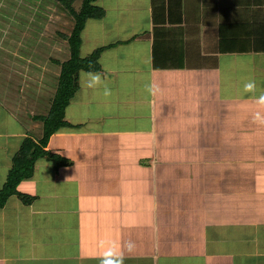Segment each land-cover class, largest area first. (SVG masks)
<instances>
[{
	"label": "crops",
	"instance_id": "obj_1",
	"mask_svg": "<svg viewBox=\"0 0 264 264\" xmlns=\"http://www.w3.org/2000/svg\"><path fill=\"white\" fill-rule=\"evenodd\" d=\"M202 1L95 2L106 15L88 20L102 21L92 49L119 44L92 72L100 85L88 87L81 74L70 124L49 140L71 163H44L51 201L36 204L37 187L26 205L51 204L37 210L50 216L15 237L27 259L0 261L100 264L114 249L123 264H264V124L255 121L264 117V0ZM249 80L254 93L243 91ZM23 110L0 100L4 181L32 133Z\"/></svg>",
	"mask_w": 264,
	"mask_h": 264
},
{
	"label": "rangeland",
	"instance_id": "obj_2",
	"mask_svg": "<svg viewBox=\"0 0 264 264\" xmlns=\"http://www.w3.org/2000/svg\"><path fill=\"white\" fill-rule=\"evenodd\" d=\"M202 2L204 3V0ZM79 5L80 0L77 1L76 6L78 7ZM58 7V3L54 0H0V46L6 51L0 52V100H7L11 103L13 101V104H16V110L20 113L22 109H24L22 112L30 109L36 110V106L47 104L44 103V97L42 101V96L49 95V91L52 90L51 87H53L54 80L52 75L50 74H52L51 72H58V66L48 59V52H51V50L47 49L46 46H43L42 43H39L40 41H42L41 38H39L38 40L33 32L28 31L26 28H22L24 24L22 23L23 21H15V24L10 20L8 21V18H15L14 15L16 13L17 16H28L30 20L31 16H36V22H38L39 26V24L44 23L43 19L48 18L50 15V21H55L56 18H58V15H55V13H58ZM45 8L50 9V12L47 11L45 13ZM196 10H200V8L198 7L196 8ZM66 24L67 22L61 18L60 25L64 26ZM101 26L102 21L100 23L98 21L92 22L91 20L88 22L86 31L84 33L86 40H84V45L82 48L83 55L92 51L93 45L95 46L96 44H98L99 35L100 33H103V29ZM46 33L48 34V32ZM51 33L54 32L52 31L49 34L52 37L53 34ZM46 42L56 49L59 48L57 51L54 50L55 53L54 51H52L50 54H54L62 58L67 57L68 51L65 47H60L62 45L60 42H52L50 40H47ZM44 48L47 51H42ZM48 69L50 70L48 71ZM21 74H23V78L18 77ZM8 80H10L11 86H9L10 82H8ZM32 80L33 83L31 82ZM20 83H23L24 86L28 85V90L25 91V93L19 92ZM27 102L30 105L29 107L27 106ZM37 110L38 113L43 114L41 107H39ZM74 110L75 107L73 108V111ZM26 120V123L31 124L30 119ZM9 126L11 129L16 127L15 124H11ZM5 154L6 153L4 151L1 152V155H3L4 159L6 158V156H4ZM39 160L40 165H38L37 170H35V175L32 177L33 180H30L31 178L23 180L19 186V189L22 192L33 195V193L36 192V188L38 187V193L41 195V201L37 202L36 204H41L44 202L49 203V201H51V197H49L48 195L51 191V181L49 183H45L41 181V178L45 175V173L47 175H50L51 166L48 167L49 169L43 167H45L44 163L49 164L51 162L46 159V162L44 161V159ZM35 177L39 179L38 182L34 180ZM3 181L4 180L0 177V190L2 188ZM260 197L263 198L264 196L261 194ZM15 199H17L15 195L13 197L11 196L10 200H8V202L6 203L5 208L0 209V257L5 258L7 256H10L14 259V257H17V254L19 256H22L24 259H27L25 254L28 248L26 249L25 246L28 247V245L21 243L23 242V239L16 241L15 237L17 235H23L24 232H27L29 230H31V232L33 233L37 232V230H33L32 226L34 225L28 227L29 223L34 217H49V213L44 214L37 210L41 208H48V211H50L51 204L35 206V208L31 212L30 207H28L26 204H20ZM12 201L17 202L14 203ZM39 231L40 230H38V232ZM24 239H28V237L25 236ZM41 247L42 251H49V240H44ZM29 249L30 251L34 250L33 248ZM37 249L41 248L38 246ZM33 261L7 260L0 261V264H29L33 263ZM45 264H49V262Z\"/></svg>",
	"mask_w": 264,
	"mask_h": 264
},
{
	"label": "trees",
	"instance_id": "obj_3",
	"mask_svg": "<svg viewBox=\"0 0 264 264\" xmlns=\"http://www.w3.org/2000/svg\"><path fill=\"white\" fill-rule=\"evenodd\" d=\"M54 1L58 3L59 7L57 9L58 13L54 12L55 15H58V18L53 22L49 19L51 15L43 19L44 23L39 24V26L38 22H36V16H31L30 20L28 16H17L16 13L14 15L15 18H8V21L10 20L15 24L17 21H23L22 23L24 24L22 28H26L28 31L33 32L38 40L41 38L42 41L39 43H42L43 46H46L51 52L54 50L57 51L59 48L56 49L52 45L47 44L46 41L60 42L62 44L60 47H65L68 51V55L62 58L48 52V59L58 66V72H51L52 74L50 75H52L54 80L53 87H51L52 90L49 91V95L42 96V101L44 97V103L47 104L36 106V110L32 109L31 111L30 109L22 112L23 119H30L31 121L29 127L32 133L24 138L19 149L12 157V166L0 190V209L5 207L6 203L13 195H16L22 203L27 205L32 204L37 199L36 195L20 191L19 185L23 180L30 179L34 176L35 166L39 159L49 160L55 168H60L71 163L69 157L48 148L49 140L54 133L70 124L66 120V109L81 87V74L83 72L101 71L102 67L99 60L102 53L119 44V42H112L100 45L91 52L83 55V33L86 29L88 20L103 18L106 15L105 8L96 4L95 2L97 0H80V5L78 7L76 5L79 0ZM44 11L45 13L47 11L50 12V9L45 8ZM61 18L67 22L66 25H60ZM52 31L54 33H51L53 34L51 37L49 34ZM46 32H48V34ZM224 44L225 40L222 39V48L225 46ZM44 50L45 48L42 51ZM4 51L5 49L0 46V52ZM49 70L50 69H48V71ZM22 75L23 74L18 77L23 78ZM8 82H10V80H8ZM21 84L22 83L19 85ZM9 86H11V82ZM39 107L42 108L43 114L37 112ZM28 114L29 116H27Z\"/></svg>",
	"mask_w": 264,
	"mask_h": 264
},
{
	"label": "clouds",
	"instance_id": "obj_4",
	"mask_svg": "<svg viewBox=\"0 0 264 264\" xmlns=\"http://www.w3.org/2000/svg\"><path fill=\"white\" fill-rule=\"evenodd\" d=\"M85 75L88 79V87H96L102 83L101 76L99 73L87 72ZM151 90V89H150ZM243 91L245 93H254L257 91V85L254 80H249L243 86ZM257 106L260 109H264V92H261L257 99ZM255 121L261 124H264V117H261L260 113L257 112L255 116ZM134 245L131 243L127 244L129 251L133 249ZM100 264H123V258L118 257L114 249H109L103 254V258L100 261Z\"/></svg>",
	"mask_w": 264,
	"mask_h": 264
}]
</instances>
